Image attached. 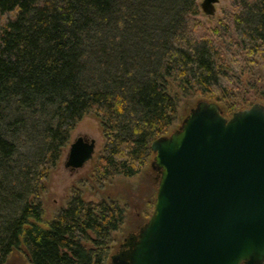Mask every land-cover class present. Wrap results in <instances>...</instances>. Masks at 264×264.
Masks as SVG:
<instances>
[{
  "label": "trees",
  "instance_id": "16d2710c",
  "mask_svg": "<svg viewBox=\"0 0 264 264\" xmlns=\"http://www.w3.org/2000/svg\"><path fill=\"white\" fill-rule=\"evenodd\" d=\"M200 13L199 0H0V264L16 249L30 264L111 259L128 202L74 187L43 219L44 181L85 115L103 135L91 179L153 186L151 143L184 102L227 117L264 104V0H233L213 27Z\"/></svg>",
  "mask_w": 264,
  "mask_h": 264
},
{
  "label": "water",
  "instance_id": "95a60500",
  "mask_svg": "<svg viewBox=\"0 0 264 264\" xmlns=\"http://www.w3.org/2000/svg\"><path fill=\"white\" fill-rule=\"evenodd\" d=\"M217 0H203L207 14ZM159 173L154 208L113 264H262L264 262V104L225 116L204 101L180 126L151 143ZM95 138L79 135L65 166L94 157Z\"/></svg>",
  "mask_w": 264,
  "mask_h": 264
},
{
  "label": "rangeland",
  "instance_id": "374dc122",
  "mask_svg": "<svg viewBox=\"0 0 264 264\" xmlns=\"http://www.w3.org/2000/svg\"><path fill=\"white\" fill-rule=\"evenodd\" d=\"M202 1L199 0L201 13L198 17L205 26L213 27L217 25L219 19L226 17L227 12L232 10L233 0H217L214 3L215 13L207 14L201 7ZM193 106H195L194 101L190 103L184 102L181 116L185 117ZM79 135L95 138V153L100 150L103 145V135L96 115L93 113L85 115L71 131L70 140L72 141ZM68 147L67 145L58 165L44 181L45 189L41 195L44 210L43 219H51L58 209L65 205L74 187L83 189L86 198L89 200L108 197L120 199L122 203L128 202V215L130 219L123 225V230L114 233L113 254L120 248L121 243L130 236V233L136 231L138 226L143 225L151 215L153 211L151 204L155 203L158 184L154 182V185H151V187L149 181L151 182L152 176L146 173L133 177H116L106 182L103 186H99V184L91 179L92 165L90 162L76 170H71L65 166ZM6 264H30V262L23 250L16 249L10 255ZM106 264H111V259Z\"/></svg>",
  "mask_w": 264,
  "mask_h": 264
},
{
  "label": "flooded vegetation",
  "instance_id": "af4514ba",
  "mask_svg": "<svg viewBox=\"0 0 264 264\" xmlns=\"http://www.w3.org/2000/svg\"><path fill=\"white\" fill-rule=\"evenodd\" d=\"M143 225H139L138 228L136 229V231L130 233V236L128 238H126L123 243H121V245L119 246L120 248L113 254L126 253L130 249L132 243L134 242V240H135L134 237H136V235L138 234L139 230L141 229V227ZM111 264H113L112 261H111ZM242 264H244V263H242ZM262 264H264V262Z\"/></svg>",
  "mask_w": 264,
  "mask_h": 264
}]
</instances>
